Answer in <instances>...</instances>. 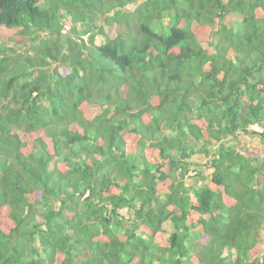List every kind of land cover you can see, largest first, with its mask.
<instances>
[{
    "label": "trees",
    "instance_id": "16d2710c",
    "mask_svg": "<svg viewBox=\"0 0 264 264\" xmlns=\"http://www.w3.org/2000/svg\"><path fill=\"white\" fill-rule=\"evenodd\" d=\"M244 136L264 0H0V264H264Z\"/></svg>",
    "mask_w": 264,
    "mask_h": 264
},
{
    "label": "rangeland",
    "instance_id": "374dc122",
    "mask_svg": "<svg viewBox=\"0 0 264 264\" xmlns=\"http://www.w3.org/2000/svg\"><path fill=\"white\" fill-rule=\"evenodd\" d=\"M68 30V26L63 27V32L66 33ZM95 42H98V40H96ZM24 44V43H23ZM16 50L20 49L22 47V45H14L13 46ZM28 54H30V51H27ZM256 129V128H254ZM237 144L242 147V149L246 152L249 153L250 155L256 156L259 154L264 153V144H261L259 140H257V138L253 137V136H244V137H240L239 141L237 142ZM202 169V174L204 176H208L210 174V171L206 170L205 168L201 167ZM193 176L192 178H188L186 180L188 185H197L200 186L202 185V183L204 182V179H200L199 177H194L195 173L192 171L188 174V176ZM122 213H125V211H122Z\"/></svg>",
    "mask_w": 264,
    "mask_h": 264
},
{
    "label": "clouds",
    "instance_id": "9594fccd",
    "mask_svg": "<svg viewBox=\"0 0 264 264\" xmlns=\"http://www.w3.org/2000/svg\"><path fill=\"white\" fill-rule=\"evenodd\" d=\"M67 26H68V28H69L70 25L68 24V25H66V26H64V27L67 28ZM62 31H63V30H62ZM82 38L85 40V39L87 38V35L83 36ZM96 40H98V39H95V41H96ZM96 44H99V40H98V42H96ZM30 53L33 54L32 52H30ZM254 128H256V129H254ZM252 129L255 130V131L261 132V129L258 128L257 126H252Z\"/></svg>",
    "mask_w": 264,
    "mask_h": 264
}]
</instances>
